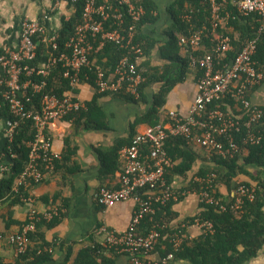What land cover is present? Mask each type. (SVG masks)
I'll use <instances>...</instances> for the list:
<instances>
[{"label":"built area","instance_id":"obj_1","mask_svg":"<svg viewBox=\"0 0 264 264\" xmlns=\"http://www.w3.org/2000/svg\"><path fill=\"white\" fill-rule=\"evenodd\" d=\"M78 1L71 0L72 3ZM117 1L126 7L133 20L128 29L123 27L124 14L110 0H85L82 21L65 46L60 43V33H50L42 20L25 18L17 47H6L0 55L3 70L0 74V87L11 113L7 119L6 131L9 142L15 138L22 121L32 120L35 129L34 137L29 142V161L18 177L15 188L17 191L20 185L26 188L32 182H42L48 173L55 170L57 162L62 158L54 149L50 125L86 107V103L74 92L84 69L94 72L95 88L99 93L131 94L137 98L140 96V87L147 77L133 57L144 55L142 44L135 39L137 22L142 19L145 10L136 6L132 0ZM227 2L228 0H211L213 34L218 33L216 31L219 25L225 20L222 10ZM236 5L242 15H259V33L264 32V0H237ZM203 34L204 30L195 31L182 37L180 44L186 51L196 49L202 42ZM36 38L41 39L48 47L44 60H38L40 45ZM257 40L258 38L249 40L231 63L221 64L219 60L233 49L232 38L225 34H218L211 54L203 57L191 55V65L199 66L202 72L197 80V94L189 114L180 116L176 112H170L168 123L148 126L143 132H137L131 142L119 152L121 169L118 187L102 186L96 192L95 201L104 207H111L131 198H135L137 202L125 232H118L105 224L98 229L105 234V244L108 247L114 248L118 253L130 255V264H168L174 257L173 253H169L166 257L157 259L153 254L162 237L159 228L168 226L166 221L163 224L156 221V205L179 200V193L167 178V173L175 164L165 147V142L170 137L184 136L189 144L199 145L210 153L218 152L224 156H233L240 151L236 133L240 132L243 125L249 129L245 143L255 144L261 141L262 137L253 128L264 119V108L252 103L249 98L250 90L264 83V67L258 66L254 59ZM107 42L116 43L127 51L113 71H107L97 62L96 55ZM59 64L64 68V77L69 79L71 85L70 92L64 96L46 91L45 77ZM39 93H43L41 107H29L28 103L33 96ZM230 95L247 109V120L243 121L219 108L209 110L211 103ZM8 169V165L0 163V180ZM214 178L215 174L207 180L197 178L202 182V187L195 192L201 203L213 204L226 210L227 205L216 196ZM142 189L146 190L144 194L140 192ZM255 192L254 186L240 183L234 193L237 197L233 208L241 211L244 197L253 200ZM23 199L30 200L28 197ZM59 212L57 206L46 209L33 207L20 230L7 235L8 243L18 254L27 253L33 244L31 234L37 231L39 222L43 219L50 221ZM148 217L153 226L146 234H141V225ZM190 224L198 225L204 233L213 231V223L198 216L194 223L183 224V227L172 234L171 241L175 247H181L191 239L186 231ZM47 249L52 252V247Z\"/></svg>","mask_w":264,"mask_h":264},{"label":"trees","instance_id":"obj_2","mask_svg":"<svg viewBox=\"0 0 264 264\" xmlns=\"http://www.w3.org/2000/svg\"><path fill=\"white\" fill-rule=\"evenodd\" d=\"M69 1L74 6L75 11L69 20L63 21L60 29V43L62 46H65L75 33L77 25L82 21L85 5V0H79L76 3H72L71 0ZM110 1L114 3L115 8H118L124 14L125 22L123 27L128 29L133 24V20L128 15L126 7L120 5L117 0ZM236 1L228 0L225 3L222 10L225 20L219 25L216 31L218 32L217 34H213L212 32L213 16L211 0L175 1L172 8L175 21L172 28L168 31L169 39L164 42L162 48V56L169 60V63L162 67L151 66L149 62L145 63L147 69L143 71L147 80L141 85L140 96L138 98L131 94L119 93L129 101L142 100L150 104L149 109L136 119L133 125L134 128L141 123H145L148 126H156L170 121V113H168L166 120H163V107L167 103L170 91L178 83L183 82L190 73H194L196 80H198L202 71L199 66L191 65V55L203 57L211 54L218 34L229 35L232 38L233 44V49L228 51L225 57L219 58L221 64L226 62L231 63L240 49L249 40L258 38L257 52L254 59L257 61L258 66L264 67V32L259 33V15H242L237 8ZM132 2L138 7H143L145 10L142 19L137 22L135 39L136 42L142 44L144 49L143 56H145L152 50L156 41L143 33V27L157 20L158 16L156 12L158 11V6L154 0H132ZM199 30H204L200 46L186 51L180 44L181 38ZM36 40L40 45L38 60H44L48 53V47L41 42V39L36 38ZM126 53V49L121 48L116 43L107 42L101 52L96 55L97 62L107 71H113L121 57ZM140 58L133 57L141 68ZM221 64H217V66H221ZM63 73L64 68L61 64L51 69L50 74L45 77L47 92L59 96H64L70 92V81L64 77ZM80 78V82H88L95 86V75L90 69H84L80 74ZM154 82H161L162 86L157 93L149 97L146 93V88ZM257 87L258 85L250 90L249 98L252 103L254 102L251 98V92ZM42 96L43 93L35 94L32 101L28 103L29 107L35 106L36 108H40ZM98 97L99 94L91 101H87L86 107L72 113L67 119H73L80 129L105 127L103 120L104 113L98 104ZM259 106L264 108V105ZM240 107L242 108L240 109ZM208 108L209 110L219 108L227 114L242 118L243 121L247 120V109L243 108L240 103H237L236 99L231 97V95L222 100L214 101ZM0 113L7 118L11 114L1 87ZM253 131L262 137L259 143L251 144L244 142L248 137L249 129L243 125L240 132L236 133V140L241 148L240 151L233 156H224L218 152H208L211 154L212 167L200 169L198 175L193 177L188 185L182 189H177L173 186L172 175L175 173L186 175L192 169L200 154L195 150L194 145L187 142L184 136H172L165 142V147L175 163L174 167L167 173V178L179 193V200L187 193L201 189L202 182L197 180V178H205L207 180L208 177L215 174L213 186L216 189V196L220 198L222 203L227 205V209L222 210L219 206L200 202L201 211L189 218L186 223H194L195 218L200 216L201 219L213 223V231L202 232L198 237L191 238L183 243L181 247L177 248L171 241L172 234L179 227H183L181 222L174 223L172 218L174 214L172 207L177 201L171 200L166 205L157 204L155 219L161 224L166 221L168 226L159 228L162 232V237L153 252L154 257L156 255L157 259H161L169 253H173L174 257L169 260L168 264H179L181 261H186L189 264H246L264 251V119L254 126ZM34 134L33 121H22L13 141H8L6 148L0 151V163H5L9 167L0 180V199L9 196L13 203H19L24 202L23 198L28 197V192L23 185L19 186V191L14 186L16 179H18L28 164L31 151L29 142L33 139ZM135 134H137L136 128L128 144ZM67 143L70 145L69 140ZM121 147L122 144H119L108 150H99L103 159V176L114 174L119 168L121 169L119 162V149ZM4 154L10 157V163L4 160ZM60 161L61 159L57 162L55 169H57ZM253 166L256 167V173L250 171V167ZM240 175L251 177L254 181H257V184L253 185L250 181H239L236 183ZM240 183L254 186L256 189L253 200L244 197L241 211L233 208L237 197V194L234 195V193ZM222 186L228 189L229 193L227 195L221 192ZM140 192L144 194L146 190L142 189ZM63 217V212L60 209L58 215L52 220L43 219L40 221L37 231L31 234L33 244L30 250L27 253L18 254L19 258L13 264H24L23 261L26 264H46L49 262L52 257L51 252L47 248L52 247V245L45 240L40 228L42 226L52 227ZM14 222L16 223L17 221ZM26 222L27 220L23 225ZM152 226L153 223L148 217L141 225L139 233L146 234ZM108 249L117 254L114 248L100 242H95L94 245L84 248L79 252L74 264H116V259L106 254Z\"/></svg>","mask_w":264,"mask_h":264},{"label":"crops","instance_id":"obj_3","mask_svg":"<svg viewBox=\"0 0 264 264\" xmlns=\"http://www.w3.org/2000/svg\"><path fill=\"white\" fill-rule=\"evenodd\" d=\"M154 1L158 6V18L154 23L146 24L143 33L156 43L148 54L139 59L142 70L147 69L146 62L154 67L169 63V60L162 56V48L164 42L169 39L168 31L175 21L172 8L176 0ZM74 11V6L69 0H0V55L6 47H17L25 18L42 20L50 33H59L63 21L69 20ZM2 72L0 65V74ZM161 86V82H154L146 88V93L152 97ZM75 90L77 97L84 103L99 94L98 104L104 113L105 127L80 129L73 119L67 118L51 123L53 146L62 156L57 169L48 173L42 182L26 187L29 201L13 203L9 196L0 199L2 264H13L19 258L15 248L8 243L7 235L20 230L33 207L46 209L49 206H57L64 216L54 226L40 228L45 240L52 245V259L46 264H74L82 249L94 245L95 242L105 244V234L98 231L100 226L105 224L118 232H125L131 222L137 205L135 198L111 207L101 206L95 201V194L102 186L118 187L120 174L119 168L114 174L103 176V159L99 150H108L122 144L120 152L128 144L135 128L136 132H143L148 127L147 124L141 123L135 128L133 125L136 119L149 109L150 104L142 100L129 101L120 94L99 93L95 86L88 82H80ZM251 93L254 103L264 105V84L258 85ZM196 94V76L190 73L170 91L163 107V120H166L170 112L187 116ZM7 119L0 113V151L6 148L9 141L6 133ZM194 148L200 156L192 169L186 175H172L173 186L177 189L187 186L200 169L213 165L211 154L207 150L199 145H194ZM4 156V160L10 163V157L5 154ZM255 168L250 167V171L256 173ZM239 181L257 184V181L247 175H240L236 183ZM17 185L18 179L14 188ZM220 190L224 195L229 193L224 186ZM200 204L197 193H187L172 207L173 222L186 224L189 218L201 211ZM186 231L191 238L202 233L196 224H190ZM106 254L115 258L116 264H130V255L127 253L115 254L108 249ZM23 263L26 264L25 261ZM179 264L189 263L181 261ZM246 264H264V251Z\"/></svg>","mask_w":264,"mask_h":264}]
</instances>
